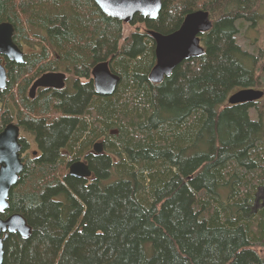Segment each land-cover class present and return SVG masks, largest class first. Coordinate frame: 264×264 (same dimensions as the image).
Instances as JSON below:
<instances>
[{
  "label": "trees",
  "instance_id": "obj_1",
  "mask_svg": "<svg viewBox=\"0 0 264 264\" xmlns=\"http://www.w3.org/2000/svg\"><path fill=\"white\" fill-rule=\"evenodd\" d=\"M230 1L243 11L227 0H163L156 18L137 13L131 23L144 27L125 33L94 0H0V21L33 48L22 63L4 61L0 131L19 123L41 152L25 159L0 211L32 227L27 238L9 234L2 264H264V116L253 102L228 103L263 85L264 50L239 43L255 0ZM200 8L213 22L199 34L203 54L151 81L147 30L170 33ZM102 60L120 75L107 95L91 73ZM49 70L74 77L27 98ZM81 158L90 177L67 171Z\"/></svg>",
  "mask_w": 264,
  "mask_h": 264
},
{
  "label": "water",
  "instance_id": "obj_2",
  "mask_svg": "<svg viewBox=\"0 0 264 264\" xmlns=\"http://www.w3.org/2000/svg\"><path fill=\"white\" fill-rule=\"evenodd\" d=\"M107 15L130 22L135 14L156 18L163 5V0H94ZM213 25L209 10L205 8L189 12L182 24L170 33H161L149 29L148 33L155 41L156 62L149 72L153 82H161L166 75L184 59L198 57L204 52L201 44V32H206ZM14 27L9 21H0V53L10 60L24 61V52L13 38ZM95 89L100 94H111L120 81V75L111 69L109 60H102L92 67ZM67 74L63 71H49L38 77L29 89V95L34 97L39 87H55L61 89L66 85ZM7 83V69L0 60V88ZM264 90L255 87L242 88L228 97L229 104L254 102L261 99ZM100 151V143L95 144ZM20 127L14 122L8 123L0 131V211L9 206V194L18 182L23 171L24 162L21 154ZM69 173L79 177H90L92 170L87 161L78 159L72 162ZM32 227L27 218L13 212L7 217L0 216V264L4 258V241L10 233H19L27 238L31 235Z\"/></svg>",
  "mask_w": 264,
  "mask_h": 264
},
{
  "label": "rangeland",
  "instance_id": "obj_3",
  "mask_svg": "<svg viewBox=\"0 0 264 264\" xmlns=\"http://www.w3.org/2000/svg\"><path fill=\"white\" fill-rule=\"evenodd\" d=\"M251 12H258L261 10L262 13H259L257 15V17H253V21L248 22V24L244 27H242V29H240V40L239 43L243 46V48H245L248 51H253V48H261L262 50H264V0H255L253 1L252 5H251ZM234 10V11H238L241 12L243 10H241L240 8H238V6H235L232 1L227 0V10ZM249 14V12L247 11V15ZM136 15V14H135ZM134 18V17H133ZM133 20V19H132ZM132 20L130 22H125L124 24V31L125 33L131 31L132 29H135L137 26L139 28H143V24L141 23H131ZM124 22V21H123ZM34 30V29H33ZM26 52H30L32 51L31 48H28L25 50ZM262 62L264 63V58H261L260 63L262 64ZM259 66V64H258ZM74 76H70V78H73ZM258 88L264 89V82L263 85H260ZM257 109H259V111H261L262 116H264V96L261 99H258L257 102L255 103L254 106H252L251 111H257ZM25 134L30 141L33 140V138L31 137V135L26 134V133H22ZM264 188V187H263ZM264 193V192H263ZM261 194V192H259V195ZM264 198V196H263Z\"/></svg>",
  "mask_w": 264,
  "mask_h": 264
},
{
  "label": "flooded vegetation",
  "instance_id": "obj_4",
  "mask_svg": "<svg viewBox=\"0 0 264 264\" xmlns=\"http://www.w3.org/2000/svg\"><path fill=\"white\" fill-rule=\"evenodd\" d=\"M259 13H262L261 10L258 11V12H256V16L254 15V17H257V15H258ZM148 17H149V16H148ZM152 19H154V18H152ZM4 21H6V20H4ZM14 32H15V29H14ZM13 35H14V34H13ZM14 41H15V40H14ZM15 42H16V41H15ZM16 43L20 46V48H21V49L23 50V52H24L23 59L25 58V55H26V53H27L25 50L28 49V48L33 49L30 45H28V44H27L26 42H24V41H20V42H16ZM6 58H7V56H5L4 54L0 56V60H1L2 62H4V61L6 60ZM8 59H9V58H8ZM22 62H24V61H22ZM22 62H19V63H22ZM3 64L5 65V67H6V69H7V78H8L9 70H8L7 65L5 64V62H4ZM49 71H57V70H49ZM49 71H45V72H43V73L37 75V76L32 80V82L29 84V86H28V88H27V90H26V96H27V98H29V99H34V98L39 94L40 89H45V88H47V89H58V88H55V87H39V88H37V90H36V94H35L34 97H31V96L29 95V89H30L31 85L33 84V82H34L38 77H40L42 74H44V73H46V72H49ZM58 71H63V70H58ZM63 72H65V73L67 74L66 85H65V87H67L68 84H69L68 81H69L70 79H72V78H70L69 73H67L66 71H63ZM93 81H94V80H93ZM6 84H7V83H6ZM65 87H63V88H65ZM94 87H95V85H94ZM61 89H62V88H61ZM256 102H257V101L253 102V106L255 105ZM14 123L18 124L19 127H20V142H21L20 154H21L22 160H23L24 165H25V159H26V158H28V157L39 156L41 152H40L39 149H38L37 140H36L35 135H34L31 131L24 130V129L20 126L19 123H17V122H14ZM6 125H7V124H6ZM6 125H5V126H6ZM5 126H4V127H5ZM23 132L26 133V134L31 135V137L33 138V140L30 141L29 138H28L25 134H22ZM22 140L24 141V145H23ZM25 144H26V146H25ZM93 150H95V148H93ZM81 159L87 161V160L84 159V158H81ZM73 162H74V161H73ZM71 164H72V163H71ZM71 164L68 166V169H67L68 172H69V170H70V166H71ZM91 175H92V174H91ZM259 192H261L260 195H259ZM263 192H264V188H263L262 186H260V187L258 188V190H257V193H256V207H257V208H259V207H261V206H264V198H263L264 193H263Z\"/></svg>",
  "mask_w": 264,
  "mask_h": 264
},
{
  "label": "bare ground",
  "instance_id": "obj_5",
  "mask_svg": "<svg viewBox=\"0 0 264 264\" xmlns=\"http://www.w3.org/2000/svg\"><path fill=\"white\" fill-rule=\"evenodd\" d=\"M251 87H254V86H251ZM243 88H247V87H243ZM255 88H258V87H255ZM242 89V88H241ZM261 89V88H260ZM238 90H240V89H238ZM264 90V89H263ZM237 91V90H236ZM235 92V91H234ZM231 95V94H230ZM264 96V95H263Z\"/></svg>",
  "mask_w": 264,
  "mask_h": 264
}]
</instances>
